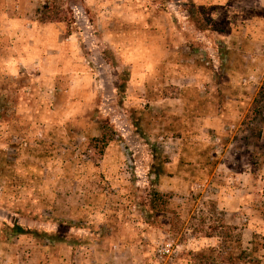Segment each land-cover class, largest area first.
Segmentation results:
<instances>
[{"label":"rangeland","instance_id":"374dc122","mask_svg":"<svg viewBox=\"0 0 264 264\" xmlns=\"http://www.w3.org/2000/svg\"><path fill=\"white\" fill-rule=\"evenodd\" d=\"M45 3L0 0V264H264V0Z\"/></svg>","mask_w":264,"mask_h":264},{"label":"trees","instance_id":"16d2710c","mask_svg":"<svg viewBox=\"0 0 264 264\" xmlns=\"http://www.w3.org/2000/svg\"><path fill=\"white\" fill-rule=\"evenodd\" d=\"M50 0H46V3L42 6V8L36 10V15L37 18L40 22L42 23H54V22H63V15H61L60 11H57L56 8L53 6V10H49L48 7H45V5L47 4V2H49ZM52 4V3H50ZM201 28V27H200ZM202 29V28H201ZM257 100V99H256ZM255 105V102H254ZM253 110V109H252ZM249 116V115H248ZM113 140V137H109L108 135H106V133L104 132V134H102L99 138L93 139L92 143L93 146L95 148H99L100 153L102 154L104 152V148L108 145V143H110ZM9 234L11 236H18V235H23L25 234V231L23 229V227L15 224L12 226L11 229H9ZM45 240H50V241H55L53 237H51L50 235H48Z\"/></svg>","mask_w":264,"mask_h":264}]
</instances>
